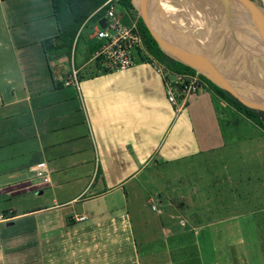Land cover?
I'll list each match as a JSON object with an SVG mask.
<instances>
[{
  "label": "crops",
  "instance_id": "obj_1",
  "mask_svg": "<svg viewBox=\"0 0 264 264\" xmlns=\"http://www.w3.org/2000/svg\"><path fill=\"white\" fill-rule=\"evenodd\" d=\"M141 6L164 54L178 61L199 54L198 41L186 44L154 0ZM152 16L159 18L156 28ZM101 25L87 20L69 52L46 53L41 40L57 33L51 1L0 0V215L6 218L0 220V264H153L141 262L133 215L148 216L147 207L156 211L158 229L144 237L145 251L148 238L161 242L178 226L160 222L159 213L172 202L155 199L140 174L223 145L221 110L207 88L200 86L177 109L166 98L156 60L139 59L137 51L128 68L102 69L93 35ZM70 62L77 86L62 82ZM38 163L46 168L45 180L30 169ZM178 196V208L200 229L192 236L211 237L197 217L206 203ZM153 200L158 208H151ZM258 217L264 225V212ZM209 254L206 261L200 251L202 264L216 262Z\"/></svg>",
  "mask_w": 264,
  "mask_h": 264
},
{
  "label": "rangeland",
  "instance_id": "obj_2",
  "mask_svg": "<svg viewBox=\"0 0 264 264\" xmlns=\"http://www.w3.org/2000/svg\"><path fill=\"white\" fill-rule=\"evenodd\" d=\"M255 1L263 4L264 8V0ZM163 16L170 26L177 25L174 21V18L177 17L174 15ZM146 17L148 18L147 15ZM150 21L155 28L158 27L159 18L153 17ZM163 21L162 18L160 22ZM173 30L184 38L183 41L186 44L195 39L194 35L202 37L201 39L205 42L198 41L193 45L199 51L198 55L201 60L197 55L191 56L190 59H193L196 65L210 74L213 72L217 75L216 68L210 62L211 55L208 54L217 46L212 45L214 40L209 39L211 35L209 31L206 29L194 31V28L191 31L190 29L180 31L175 28ZM220 58L225 60L230 68L237 66L242 69L237 62L240 59L236 56L235 58L233 55L231 57L220 56ZM248 70L254 74L253 76L258 74L261 77V74L255 69L250 67ZM229 71L236 70L229 69ZM198 73L196 70L194 74ZM233 76L236 84H239V81H242L240 84L247 83L239 79L238 75L233 74ZM227 84L231 86L229 83ZM243 86L251 87L249 88L251 90L255 87L253 83L250 86ZM230 88L237 95H244L255 109L264 110V101L257 95L252 93L250 95V92L245 90H237L233 85ZM214 104L217 108L220 102ZM219 114L223 138L221 147L204 154L167 162L158 167L150 166L140 174L142 179H149L146 185H149L150 188L147 191L151 192L155 199L164 201L166 197L172 202L166 208H162V213H159L161 215L160 222L163 225L167 223V225L177 224L178 226L176 232L165 230L166 236L161 242L148 238L150 244L148 242V248L145 251L144 237L153 228L158 229V225L153 220L154 217L152 218L153 212L156 211H151L147 207L148 216L144 213L138 216L136 212L133 215L135 217L133 231L135 242L138 245V253L142 258L141 262L202 264L204 260L208 261V256L212 255L209 254L211 250L216 260L214 264H224L223 257L226 256L229 259L230 255L233 261L226 259L227 264H264V241H260L264 240V225L258 217L264 212L262 211L264 205V132L261 127L247 121L238 113L229 115L225 111H219ZM155 190H158V194ZM181 192L184 195V202L198 200L200 205L206 203L202 204L197 217L204 224L202 231L209 233L211 229L214 232L211 237L192 236L193 232H198L200 229L192 228L188 214L178 208L176 202L180 199L181 196L178 195ZM153 201L151 208L154 209L155 206L158 208L156 200ZM230 214H233L232 218L229 216ZM207 219L214 221L208 224L205 222ZM146 220L150 221L146 222ZM201 250L206 256L204 260L198 257Z\"/></svg>",
  "mask_w": 264,
  "mask_h": 264
},
{
  "label": "trees",
  "instance_id": "obj_3",
  "mask_svg": "<svg viewBox=\"0 0 264 264\" xmlns=\"http://www.w3.org/2000/svg\"><path fill=\"white\" fill-rule=\"evenodd\" d=\"M50 1L52 13L57 23V33L52 37H47L41 40L43 49L46 53L54 49H63L66 52H69L70 46L74 38L77 36L81 25L87 20L98 21V23H102L101 20L103 19L102 17L107 6L106 4L102 5L105 0ZM112 2L115 6L116 14L121 21L124 23H129V21L135 22L143 45V50H138L137 52L139 59H154L164 69L172 73H196V70L193 67L181 61L172 59L161 51L155 39L148 31L146 25L142 22V19L139 16H136V11L131 0H112ZM172 27L173 26H171V28ZM53 37L56 39V41H52ZM200 71L207 74L202 70ZM197 76L200 80V86L207 88L211 92V97L214 103L219 104V101L224 102L223 105L219 104L217 106L221 111H225L229 115H232V113H238V115H241L242 117L247 118L249 121L257 124L264 132V110L254 109L247 106L228 91L216 85L202 74L198 73Z\"/></svg>",
  "mask_w": 264,
  "mask_h": 264
},
{
  "label": "bare ground",
  "instance_id": "obj_4",
  "mask_svg": "<svg viewBox=\"0 0 264 264\" xmlns=\"http://www.w3.org/2000/svg\"><path fill=\"white\" fill-rule=\"evenodd\" d=\"M141 1L145 2L147 6H152L153 3V0H136V3H141ZM230 1L234 4L236 3L234 0ZM154 2L159 7L163 15H174V17H177L174 18V21L175 23H177V25H173L174 27H172V29H180V31H187V29H190L191 31V29L193 28L194 31H202L204 29L208 30L209 34H211L209 36V39L214 40L212 42V45H216L218 47L212 50V52L208 53L211 55V64L216 68V71L218 72L217 75H220L226 83H229L231 86L233 85L237 90L248 91L250 92V95H257L262 101H264V71L257 69L253 65L247 54H245L241 50L235 49V43L237 42L234 41L233 37L231 38V34L227 33V31H230L229 27L231 24L229 23L230 20L228 18H225V20H223L222 14L224 12V9L222 8L223 6L220 0H154ZM243 20V16L240 15L237 17V19L232 18L230 22H234L238 26H243ZM150 23L153 25L151 21ZM194 38L197 41L205 42L203 39H201L202 37L200 35H194ZM218 55L225 57H231L233 55L234 58L236 56L238 59H240L237 62L240 64V67H242V69L238 68L237 66L230 68V66L225 63L226 61L221 59ZM216 56L218 57L215 58ZM250 67L258 71L261 74V77L258 74L256 76H253L254 74L250 73L248 70V68ZM229 69L236 71H229ZM233 74L238 75L239 79L244 80V82L247 83L240 84L242 83V81H239V84H236L233 79ZM208 75L216 82H220L217 75L213 72L211 73V75ZM252 83L255 85L252 90L249 89L251 87L247 88L243 86H250ZM242 97L246 100L244 95ZM247 102L250 103L249 101Z\"/></svg>",
  "mask_w": 264,
  "mask_h": 264
},
{
  "label": "built area",
  "instance_id": "obj_5",
  "mask_svg": "<svg viewBox=\"0 0 264 264\" xmlns=\"http://www.w3.org/2000/svg\"><path fill=\"white\" fill-rule=\"evenodd\" d=\"M104 4L107 6L102 25L96 27L93 32L100 41L94 56L99 58L104 70H123L133 64L134 52L143 50L142 39L134 21L124 23L118 18L112 0H105L102 5ZM159 70L163 76L166 98L177 109L189 94L200 88V80L195 74L173 73V79H169L167 75L172 72L162 67H159ZM62 82L77 86V69L71 62ZM30 169L34 176L42 177L43 180L47 178L46 168L42 163L34 164ZM4 219L6 218L0 215V220Z\"/></svg>",
  "mask_w": 264,
  "mask_h": 264
},
{
  "label": "water",
  "instance_id": "obj_6",
  "mask_svg": "<svg viewBox=\"0 0 264 264\" xmlns=\"http://www.w3.org/2000/svg\"><path fill=\"white\" fill-rule=\"evenodd\" d=\"M229 1L230 0H220L223 6L222 8L224 9V13H226L227 10H229L230 8L236 9L243 15L244 20H243V26L241 25L238 26L236 25V23L229 21V23L231 24L229 27L230 31H227V33L231 34V38L233 37L234 41L237 42L235 43L236 49L241 50L242 52L247 54V56L249 57L253 65L257 69L264 71V8H263V4H258L255 0H234L236 3L235 4L233 3V6H232L228 3ZM132 3H134L133 5L139 9V12H140L142 20L144 21V24L148 28L150 34L153 35V33H151L150 26L143 12L141 3L139 2L136 3V0H132ZM231 13L233 14L232 18L234 19H237V17L240 16V14L238 15L237 12H231ZM223 16L224 15L222 14V17ZM223 18L225 19V17ZM197 57L199 58V60H201V57H199L198 54H197ZM180 61L193 67L198 72L206 75L216 85L228 91L230 94H232L237 99H239L242 103L246 104L249 107L254 108L253 105L248 103L241 96L237 95L230 88V86L222 79L220 75H217L220 82H216L210 76L201 72L196 67L195 61L193 59H189V60L180 59ZM208 70L210 71V69ZM74 207L76 208L77 211L80 210V204L78 202L74 204Z\"/></svg>",
  "mask_w": 264,
  "mask_h": 264
},
{
  "label": "flooded vegetation",
  "instance_id": "obj_7",
  "mask_svg": "<svg viewBox=\"0 0 264 264\" xmlns=\"http://www.w3.org/2000/svg\"><path fill=\"white\" fill-rule=\"evenodd\" d=\"M228 3H229L230 5L233 6V3H232L231 1H229ZM258 4H259V3H258ZM231 12H237V13H239L240 15H242L238 10L233 9V8H230L229 10H227L226 13L223 12V15H224L223 17H225L226 19L228 18V19L231 21L232 18H230V17H233V14H232ZM242 16H243V15H242ZM223 20H225V19L223 18Z\"/></svg>",
  "mask_w": 264,
  "mask_h": 264
}]
</instances>
